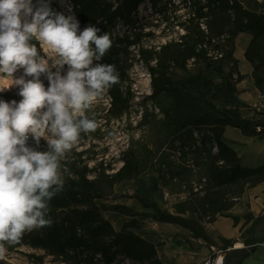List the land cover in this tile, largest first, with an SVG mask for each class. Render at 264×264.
I'll list each match as a JSON object with an SVG mask.
<instances>
[{
	"label": "rangeland",
	"instance_id": "rangeland-1",
	"mask_svg": "<svg viewBox=\"0 0 264 264\" xmlns=\"http://www.w3.org/2000/svg\"><path fill=\"white\" fill-rule=\"evenodd\" d=\"M100 1L106 11L107 9L113 11L119 4L118 0ZM203 2L204 0H201V3ZM243 2L244 8L255 12L257 17L262 14V10L259 8L261 0H243ZM33 3L35 4L36 0H33ZM49 3L53 11L62 12L65 16H74L69 0H49ZM189 12L188 5L181 0H161L156 7L152 0H145L127 22L118 19L113 23L114 39H126L134 33L139 38L137 44L128 46L124 50L122 56L124 74L122 108L124 107V110L120 115H115L116 110L115 112L111 111L110 97L107 92L108 88H106L101 96L93 102L87 113L98 121L99 127L94 132L81 133L79 142L61 160V173L64 186L72 183L75 193L83 181L92 183L94 191L91 198L95 200L93 203L100 207L99 217L106 221L114 231H119L126 225L129 229L128 223L131 218L110 210H103V207H125L131 213L138 215L135 216V221L138 223L136 233L156 246L157 257L164 264H205L208 258L213 261L219 256H223V264L226 261L228 264H234L238 258V254L231 251L235 243H241L243 248L245 247L244 241H257L264 236V218L256 223L254 232L248 231L251 222L244 221L246 216H251L253 219L262 216L264 188L261 193L260 191L257 193L258 190H256V187L262 184L249 189L240 186L226 188L216 197L211 196L205 201L208 203L209 200L215 201V199L227 200L222 201L224 204L216 203L213 207L214 211H220L222 208L228 207L229 204L231 205L230 209L216 214L213 223L209 222L210 218H213L212 214L201 221L205 233L214 242L213 245H209L202 240L193 239L188 230L178 225L145 218L144 215L152 214V209L143 208L138 203L134 180L119 182L113 178V175L122 168L126 153L134 152L140 171L139 180L146 188L153 186L155 203L161 210L168 213H176L178 203L188 197L194 198L191 194L199 193L204 187V180L200 181V179L206 174V159L190 154L187 150H184V153L169 150L175 147L172 145L173 130L162 123L163 116L158 107L168 109L173 106L174 101L166 94L164 96L153 95L149 73V68L155 65L156 53L160 48L169 42H178L181 36L186 33L185 26L187 24L185 21ZM220 23V21L215 22L212 29L220 27ZM199 26L203 33L207 34L205 22L199 21ZM243 27L245 28V24L242 23L238 24L236 28H231L234 35L231 43H227L225 46V51L232 54L234 60H236L235 55L238 48H242L244 54L252 38L250 32ZM80 30L82 31L81 28ZM220 38H222L220 42H224L227 37ZM34 40H31L30 43L34 44ZM214 41L206 46V57L219 65L223 62L224 53L213 48ZM36 42L38 43L37 46L35 45L38 56L47 59L51 72L55 73L57 69L53 65L57 57L44 52L40 43ZM139 49H142L143 57L138 56ZM189 55L190 53L187 51L181 53L186 70L191 74L201 72L205 78L209 76L213 66H207L205 69L201 60L194 61V58L188 57ZM231 63L232 60L225 65L224 72L228 73V69L231 71L232 77L229 84L232 83V90L229 89L228 92L237 101H232L226 90L219 87L220 80L217 77H212L214 86L209 94L207 93L209 100L218 108L230 107L233 109L234 107L235 113L239 116L255 118L264 122V110L261 109L260 112H257L240 98L253 88L252 80L247 76L235 83L237 65L231 66ZM175 64L177 65L176 62L173 65L172 63L165 64L164 68H159L158 73L161 71L166 73L167 77L173 81L181 80L184 74ZM66 71L67 67L65 66L60 69V74L64 75ZM22 75V69L15 73L16 78ZM40 78L47 88L46 74H42ZM25 79H31V77H25ZM14 89L16 88L12 87L3 92H11ZM192 90L197 91L195 87ZM20 99L21 97L16 101L18 102ZM197 108H201V106L198 105ZM226 129L224 137L236 151L241 166L254 168L264 163V140L245 138L237 129ZM189 130L196 138L197 133L191 128L188 131H181L175 136L188 137ZM49 135L45 133L46 137ZM42 140L48 151L46 139L42 138ZM215 153L216 150H212L211 154ZM64 207L63 210L54 211L53 209L56 208L49 206L47 218H50L52 223H57L72 209L68 205ZM88 207L87 205L79 206L82 209H88ZM45 230L46 227L26 232L19 244L5 243L7 252L3 258H0V264H77L75 260L56 255L52 250L34 248L28 244L30 236L43 237L46 234ZM221 238L231 240L232 247L224 249L220 241ZM86 264L104 263L99 255H95ZM112 264L143 263L132 262L118 256Z\"/></svg>",
	"mask_w": 264,
	"mask_h": 264
},
{
	"label": "trees",
	"instance_id": "trees-1",
	"mask_svg": "<svg viewBox=\"0 0 264 264\" xmlns=\"http://www.w3.org/2000/svg\"><path fill=\"white\" fill-rule=\"evenodd\" d=\"M69 1L82 30L86 26L92 25L100 29L97 35L108 33L112 41L110 49L99 63L115 65L119 73V83L108 87L107 92L110 97L111 111L115 112L116 110L115 115H120L124 110V107L122 108L124 101L122 56L128 46L137 44L139 38L134 33L126 39H114L112 34L113 23L118 19L127 22L145 0H118L119 4L113 11L103 9L100 0ZM152 1L156 7L161 0ZM181 1L187 4L190 10L185 21L187 24L185 26L186 33L181 36L178 42H169L160 48L156 53L155 65L149 68V73L153 95L164 96L166 94L168 98L174 101L173 106L168 109L158 107L163 116L162 123L173 130L172 145L175 147L169 150L183 153L184 150H187L190 154L206 159V174L200 179V181L204 180V187L199 193L191 194L194 198L188 197V199L178 203L176 213H168L161 210L155 203L153 186L146 188L139 180L140 171L134 152L128 151L126 153L122 168L113 175V178L119 182L134 180L138 203L143 208L152 209V214L144 215L145 218L178 225L188 230L193 239L213 245L214 242L205 233L201 221L212 214L213 218H210L209 222L213 223L215 221L214 216L230 209L231 205L229 204L228 207L222 208L220 211H214L213 207L216 203L224 204L222 201L227 200L215 199V201L209 200L208 203L205 201L211 196L216 197L226 188L240 186L249 189L264 183V163L254 168L241 166L236 151L224 137L225 129L233 128L239 130L245 138L263 141L264 122L255 118L241 117L235 113L234 107L233 109L230 107L218 108L208 98V94L214 86L212 77H217L220 80L219 87L226 90L232 101H237L228 92L229 89L232 90V83L229 84L232 77L231 71L228 69V73L224 72V67L229 64V61L232 60L231 66L237 65V61L232 58V54L225 51V46L227 43H231L233 38L234 31L231 28H236L238 24L242 23L245 24L243 29L249 31L252 36L245 50L244 58L252 67L251 77L256 89L260 94L264 93V0H261L259 5L262 10L259 17L255 15V12L244 8L243 0H204L203 3L201 0ZM199 21L205 22L207 34H204L200 29ZM217 21H220L221 25L213 30L212 25ZM225 33L226 35H224ZM222 36L227 37L226 41L220 42ZM213 40H215L213 48L224 53L223 62L219 65L206 57V46L212 44ZM33 42L36 46L38 45L35 40ZM183 51L190 53L188 57L194 58V61L199 62L201 60L205 69L207 66H213L209 76L205 78L201 72L196 74L188 72L185 68L184 59H181ZM138 56L143 57L142 49L138 50ZM174 62L177 63L175 66H178L184 74L178 81L169 79L166 73L162 71L158 73L159 68H164L165 64L172 63L173 65ZM242 79L244 76L236 70L234 82ZM194 87L197 91L192 90ZM184 88L188 90L186 91ZM17 91L18 88L11 92H1L0 100L6 102L16 100L19 98ZM198 105L201 108H197ZM189 128L196 131V138L193 137L190 130L188 137L175 136L181 131H188ZM27 146L37 151H47L42 139L37 146L30 137ZM214 149L216 153L212 155L211 152ZM74 189L72 183H69L68 186H64L57 197L49 202V206L56 208L53 209L54 211L63 210L66 205L72 209L60 221L47 226L46 234L43 237L30 236L29 245L34 248L52 250L56 255L75 260L77 264H86L95 255H99L104 264H112L118 256L143 264H164L157 257L156 246L136 233L138 223L135 221V216L138 215L131 213L125 207H103V210H110L131 218L128 223L129 229L126 225L121 230L114 231L106 221L99 217L100 207H97L93 203L95 200L91 198L94 191L92 183L83 181L76 193ZM193 199L196 201H191ZM83 205L89 206L88 209L79 208ZM262 218H264V214L255 219L246 216L244 221L251 222L248 231L254 232L256 223ZM262 238L257 241H244L245 247L231 250L238 254L234 264H241L243 260L248 258L256 245L262 241ZM220 241L224 249L232 247L233 242L231 240L221 238ZM225 264H228V261Z\"/></svg>",
	"mask_w": 264,
	"mask_h": 264
},
{
	"label": "clouds",
	"instance_id": "clouds-1",
	"mask_svg": "<svg viewBox=\"0 0 264 264\" xmlns=\"http://www.w3.org/2000/svg\"><path fill=\"white\" fill-rule=\"evenodd\" d=\"M99 31L92 25L81 31L74 16L53 11L49 0H0V92L15 87L21 97L0 100V258L5 243L19 244L26 232L51 226L49 202L64 188L61 160L81 133L99 127L88 110L119 83L115 65L99 63L112 45ZM33 39L57 57L55 73ZM30 137L37 146L46 139L49 150L29 148Z\"/></svg>",
	"mask_w": 264,
	"mask_h": 264
},
{
	"label": "crops",
	"instance_id": "crops-1",
	"mask_svg": "<svg viewBox=\"0 0 264 264\" xmlns=\"http://www.w3.org/2000/svg\"><path fill=\"white\" fill-rule=\"evenodd\" d=\"M235 58L237 60V71L240 75L252 80V89L246 93L245 96L240 97L242 101H244L248 106L255 109L257 112H260L261 109L264 110V93L260 94L255 85L254 80L251 77L252 67L251 65L245 60L242 48H238L236 51ZM227 131V129H226ZM225 131V132H226ZM264 188V183L262 185L256 187L257 193ZM264 198V197H263ZM264 214V210L262 211V215ZM241 264H264V237L262 241L256 245L252 254L243 260Z\"/></svg>",
	"mask_w": 264,
	"mask_h": 264
},
{
	"label": "built area",
	"instance_id": "built-area-1",
	"mask_svg": "<svg viewBox=\"0 0 264 264\" xmlns=\"http://www.w3.org/2000/svg\"><path fill=\"white\" fill-rule=\"evenodd\" d=\"M205 264H223V256H219L213 261H211L210 258H208Z\"/></svg>",
	"mask_w": 264,
	"mask_h": 264
},
{
	"label": "bare ground",
	"instance_id": "bare-ground-1",
	"mask_svg": "<svg viewBox=\"0 0 264 264\" xmlns=\"http://www.w3.org/2000/svg\"><path fill=\"white\" fill-rule=\"evenodd\" d=\"M242 248V244L241 243H235L233 249H241Z\"/></svg>",
	"mask_w": 264,
	"mask_h": 264
}]
</instances>
